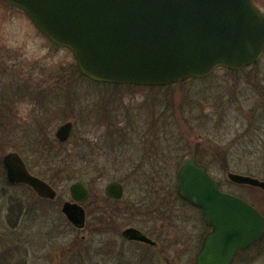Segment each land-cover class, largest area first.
<instances>
[{"label": "rangeland", "instance_id": "rangeland-1", "mask_svg": "<svg viewBox=\"0 0 264 264\" xmlns=\"http://www.w3.org/2000/svg\"><path fill=\"white\" fill-rule=\"evenodd\" d=\"M257 5L264 10V0ZM72 62L70 50L55 47L27 16L0 3V161L18 151L31 171L44 177L37 165L43 160L34 157L28 139L43 123L46 134L55 137L60 124L75 122L67 163L45 171L58 190L56 200H42L0 176V235L10 247L31 251L27 264H72V258L76 264H114L115 258L100 256L131 250L121 237L124 228L153 231L162 224L170 257L155 261L159 249L147 248L153 264H193L188 253L175 257L193 248L206 231L200 211L183 204L176 192L184 151L197 150L224 190L245 195L264 211V193L228 177L237 172L264 179V57L238 73L219 68L205 79L155 89L95 83L70 67ZM12 85L33 87L35 94L27 97ZM113 143H118L115 148H103ZM77 155L97 160L108 171L102 176L92 172L97 166L87 169L92 173L86 183L95 196L84 203V229L74 227L61 210L71 199L70 185L86 173L74 165ZM112 179L125 186L117 203L104 199ZM19 201L22 211L11 220L10 207ZM132 250L146 251L139 245ZM261 250L264 242L240 252L233 264H264Z\"/></svg>", "mask_w": 264, "mask_h": 264}, {"label": "water", "instance_id": "water-1", "mask_svg": "<svg viewBox=\"0 0 264 264\" xmlns=\"http://www.w3.org/2000/svg\"><path fill=\"white\" fill-rule=\"evenodd\" d=\"M24 10L54 44L69 48L80 71L97 82L162 86L205 78L217 67L240 70L264 54V11L254 0H4ZM74 123L55 136L67 141ZM11 183L30 185L41 197L57 190L30 172L17 151L4 155ZM229 178L264 190V179L236 172ZM62 211L77 227L86 223L81 204L90 192L81 181L70 186ZM178 193L202 209L211 228L197 264H232L243 249L264 238V215L245 199L224 192L205 165L189 158L179 170ZM105 194L120 199L123 184L111 180ZM132 238L155 243L137 229Z\"/></svg>", "mask_w": 264, "mask_h": 264}, {"label": "flooded vegetation", "instance_id": "flooded-vegetation-1", "mask_svg": "<svg viewBox=\"0 0 264 264\" xmlns=\"http://www.w3.org/2000/svg\"><path fill=\"white\" fill-rule=\"evenodd\" d=\"M0 3L6 5L7 7L12 8L13 10L20 11L21 13H23L25 15V13L21 9H19L18 7L14 6V5H12V4L8 3V2H4V1L0 0ZM25 16H27V15H25ZM72 64H73V62L70 64V67H72ZM68 86H69V81L67 79V87ZM10 87L12 89H16V91L17 90L21 91L23 89L22 93L23 94L25 93V95L27 97H32L35 94V91H34L33 87H28L26 85H23V86H14V85H12ZM70 93H71V91H68L67 92V96ZM44 125H45V123H44ZM46 125H48V124H46ZM112 130H114V129H109L110 133H111ZM111 134L113 135V131H112ZM198 151H199V149H198ZM183 153H186V152L184 151ZM187 155L189 157L183 159L182 163L185 162V160H187L190 157H195L199 163H202V164L206 165L209 173L212 174L211 171H210V166L207 164V161H205L200 156L198 157L197 150L194 151L193 154L188 153ZM31 173L34 174V175H37V174H35L33 172H31ZM0 176H1L2 180L6 184L22 186V187H24V188H26L28 190H31V191L35 192L42 200L52 201V200H56L58 198V196H56L53 199L44 198V197H41L31 186H29L26 183H23V182L11 183V182H9V180L7 178L6 171H5V173L1 171ZM37 176L41 177L40 175H37ZM124 191H125V186H124ZM124 194H125V192H124ZM123 197L121 199H119L118 201H121L123 199ZM181 201H182L183 204H185L187 206L196 208L195 206H193L191 203L185 201L184 199H181ZM85 209H86V207H85ZM196 209H199V208H196ZM21 211H22L21 202L19 201L18 203H13L11 205V207H10V212H11L10 213V219L12 220L15 217H19V214L21 213ZM86 214H88L87 210H86ZM130 227H133V228L137 229L139 231L137 233H139V234H145L147 237H149L152 240H154L155 243H148V242L139 240L137 238H132L131 237L132 234H129V232L127 231V229L130 228ZM165 227H166L165 224H162L161 229H153V231H151V230L150 231H146V230L137 228L135 226L126 227V228H124L121 231V237L124 239V241L126 243L131 245L130 246L131 250L125 251L124 253H119L115 257H108L107 252L103 251L102 255L100 256V258L101 257H104V259L115 258L114 259L115 260L114 264H139V263H141V264H144V263L145 264H153V262L157 261L159 259V257L169 261V257H170L169 256V252L165 251L166 247L168 245V242H167V240L165 239V236H164L165 235V232H164ZM76 228H78V227H76ZM84 228H85V226L83 228H78V229H84ZM202 239H203V236L200 237V239L198 240L197 244L194 245L193 248H192V245H190L188 250H186L184 253L177 252V255H175V257L177 259H181V258L186 256V253H188L189 256H190V259L193 261V264H196L195 258H196V254H197V251H198L197 249L200 248ZM138 245L144 247L146 249V251L138 252V251L132 250V249H135V247H137ZM16 247H18V246L10 247L8 239L6 237H4L3 235H0V264H27L28 263L26 261V258H27L26 256L28 254H30L31 251H23L20 247H18V249H16ZM147 248L159 249V251L156 252V256L157 257L155 258V261H154L153 257H151V254L149 253ZM71 261H72V264H73V263L76 262V259L73 260V258H72Z\"/></svg>", "mask_w": 264, "mask_h": 264}, {"label": "trees", "instance_id": "trees-1", "mask_svg": "<svg viewBox=\"0 0 264 264\" xmlns=\"http://www.w3.org/2000/svg\"><path fill=\"white\" fill-rule=\"evenodd\" d=\"M258 1L259 0H255V2H258ZM73 66L76 69L75 71L80 72L78 67H77V65L75 63L73 64ZM228 72L237 73V72H233V71H228ZM178 84H183V83H178ZM175 85H177V84H175ZM175 85H169V86H166L164 88H172ZM138 87H140V86H138ZM151 88L155 89L157 87H151ZM76 126H77V122H76ZM43 129H45L44 123L40 126V128L36 129L35 134L33 136H31V138L28 139L29 142L28 141L27 142L29 143L28 147L31 149L34 157L37 158V159H42L43 160L42 164L37 163V165L40 166V168L43 170L39 174H41L42 176H44V178H46L47 180H49L51 183L54 184V181H52L49 177L46 176V174H45L46 172L45 171H47L48 168L49 169H51V168L62 169L61 168V163L62 162L63 163H67L66 160H68V158L70 156L66 152V148H67V145L72 141V138H73L74 134H73V136H72V138L70 140H68L67 142L63 143V142L58 141L55 137H51L48 134H46V131L43 130ZM112 131L114 132V130H112ZM112 131H111V133H112ZM117 144L118 143H113V144L110 145V147L106 146V147H103V148H105L106 150L109 151V149L115 148V146ZM76 161H78V162L76 163L75 159H74V163H75L74 165L80 167L81 169L83 167V169H85V171H86V173H83L82 177H81V179H83L85 182H86V180H89V178H88L89 176H87V175H89V173H92V172H97L98 174H102V176L107 175L108 171L106 170V165L104 166L103 164H99L98 161L95 160V159L85 160L84 156L77 155L76 156ZM180 162L181 161H179L177 164H179ZM0 163H1L0 165H1V168H2L1 171L5 173V168L3 166L2 160L0 161ZM78 163H84L85 165H80ZM30 165L33 168L31 163H30ZM64 166H65V164H64ZM95 166H97L96 170L87 173V169H89V171H90V168L95 167ZM69 179H71L70 176H69ZM249 189L252 190L253 192H256V193L257 192L264 193V191H262L261 189H258V188L250 187ZM94 196H95V194H92L91 199L89 200V204L92 201ZM243 196H244V198L246 200H248L252 204H254L264 214V211L262 210L261 206L258 205L257 202L252 201L251 199H249L245 195H243ZM104 199H105V201L111 202V203L119 202L118 200H113V199L108 198L106 196H104ZM153 201H154V199H153ZM101 214L106 217L110 213L105 208V210H103L101 212ZM105 217H101V218H105ZM262 242H264V240L259 242V243H257V244H254L253 246H258ZM263 253H264V251L261 250L259 252V255H262Z\"/></svg>", "mask_w": 264, "mask_h": 264}]
</instances>
